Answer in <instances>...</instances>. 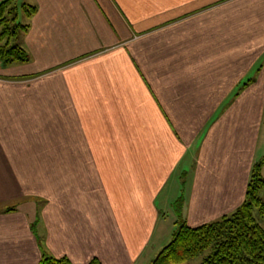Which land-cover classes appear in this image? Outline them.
Returning a JSON list of instances; mask_svg holds the SVG:
<instances>
[{"label": "crops", "instance_id": "0c3cea01", "mask_svg": "<svg viewBox=\"0 0 264 264\" xmlns=\"http://www.w3.org/2000/svg\"><path fill=\"white\" fill-rule=\"evenodd\" d=\"M21 2L29 60L0 61V264H137L182 188L190 226L241 204L264 0Z\"/></svg>", "mask_w": 264, "mask_h": 264}, {"label": "trees", "instance_id": "16d2710c", "mask_svg": "<svg viewBox=\"0 0 264 264\" xmlns=\"http://www.w3.org/2000/svg\"><path fill=\"white\" fill-rule=\"evenodd\" d=\"M36 12L30 4L15 0L0 2V61L4 65L25 63L29 55L20 42L28 29L29 19ZM247 181L245 197L241 204L220 220L190 226L178 220L171 240L163 246L149 264H182L209 250L200 264H264V229L257 223L253 209L264 218V176L259 174V164L254 165ZM12 209H9V211ZM37 264H74L67 257L42 254ZM85 264H101L97 258Z\"/></svg>", "mask_w": 264, "mask_h": 264}, {"label": "rangeland", "instance_id": "374dc122", "mask_svg": "<svg viewBox=\"0 0 264 264\" xmlns=\"http://www.w3.org/2000/svg\"><path fill=\"white\" fill-rule=\"evenodd\" d=\"M18 3H22L21 0L18 1ZM0 30H1V27H0ZM260 134H259V139H258V142H257V151L255 153V156L253 157L249 167V172H248V179L251 175V172L252 170L255 168L254 165L256 164H259V174L261 176H264V156H263V152H264V125H260ZM248 181V180H247ZM184 186V189H185V185ZM184 191L183 188L181 189V191H179L177 193V195L175 196V201L173 203H171V210H169V217L165 218L163 221V226L161 227V235L163 236L165 233H167V236H169L170 234V239H168L169 241L171 240L172 238V234L173 232L176 230V227H177V223H178V220L179 219H183L185 220L184 218V214L182 213V210H183V205H184V202H185V196L186 194L188 195V193L185 192L184 194ZM233 211L227 213V215H230ZM171 214V216H170ZM253 215L257 221V223L264 229V218L263 217H260L258 215V212H257V209L254 208L253 209ZM221 217L215 219V220H212L210 221L209 223H212V222H215V221H218L220 220ZM169 241L167 242H164L162 243V245H160V247H155L154 249L150 248L149 250L145 251L142 256L137 260V264H142L143 262H145V260H147L149 254L151 252H159L164 245H166ZM156 243V239L152 240L151 241V245L154 244L155 245ZM164 244V245H163ZM159 250V251H158ZM153 253L152 254V257H155L158 253ZM209 253V250H205L203 252V254H200L199 256L197 257H194L193 259L185 262V263H182V264H200L203 260L204 257H206Z\"/></svg>", "mask_w": 264, "mask_h": 264}]
</instances>
